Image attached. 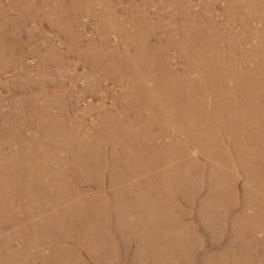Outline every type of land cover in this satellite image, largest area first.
Wrapping results in <instances>:
<instances>
[{
	"label": "bare ground",
	"instance_id": "1",
	"mask_svg": "<svg viewBox=\"0 0 264 264\" xmlns=\"http://www.w3.org/2000/svg\"><path fill=\"white\" fill-rule=\"evenodd\" d=\"M35 1L12 3L24 9V18ZM134 1L44 0L40 16L53 15L52 25L67 37L74 33L72 40H81V33L72 27L75 18L65 22V11L96 17L101 40H85L78 52L91 70L78 97L59 78L44 84L50 50L36 51L37 64L29 66L21 51L26 42L14 43L9 36L0 46V63L6 59L1 70L12 72L0 79L11 94L6 105L0 95V171L21 185L6 189L17 214L6 216L11 231L0 224V241L6 243L0 264H60L67 258L76 264H151V255L152 264H164L159 258L193 264L196 243L187 237L190 241L200 214L213 239L225 233L228 220L237 223L236 235L228 229L234 243L205 253L204 264L216 259L255 264L248 259L264 258L259 249L264 243V15L250 10L264 0H226L218 9L226 20L223 30L203 18L212 15L206 0L201 13L178 0L172 16L157 9L152 17ZM253 20L261 25L252 27ZM234 26L242 39L236 40ZM31 30L27 42L34 37ZM110 32L118 34L116 43L109 42ZM220 44H227L231 55L222 53ZM97 68L100 77L92 72ZM33 70L36 79L29 74ZM38 78L43 82L33 90L30 83L36 85ZM107 82L119 84V90L104 86ZM87 93L100 99L79 109L76 100ZM109 97L110 106L104 100ZM28 163L33 170L26 169ZM235 174L243 179L240 188ZM238 196H249L254 211L242 208L230 219L228 207ZM24 207L34 209L32 214L22 215ZM120 240L121 247L115 245ZM166 241L178 252L160 246Z\"/></svg>",
	"mask_w": 264,
	"mask_h": 264
},
{
	"label": "rangeland",
	"instance_id": "2",
	"mask_svg": "<svg viewBox=\"0 0 264 264\" xmlns=\"http://www.w3.org/2000/svg\"><path fill=\"white\" fill-rule=\"evenodd\" d=\"M125 1H127V0H124V2ZM225 1L226 0H206V4L208 5V3H209L208 7L211 10L212 15H210V16H205L204 15L203 18H206V17L207 18H211L212 22H214V25L219 30H223L222 28H224V24L226 22V20L223 18L222 15H220V13H219L220 11L218 10V9H221L223 6H225L224 5ZM232 1L236 2L237 0H232ZM246 1H248V0H246ZM252 1L256 2L257 0H252ZM43 2H44V0H36L35 3L32 6H28L27 7L29 14L27 13L25 15L26 17H24L25 19L27 18L26 19L27 23H25L23 21L25 19L22 18V14H23V10H24L23 8L14 7L15 4L12 3V0H0V23L2 24V25L0 24V26H2V28L0 27V29H1L0 30V38H1L0 39V44H1L0 46L2 47V44L6 40H9L11 38H14V40L11 39L14 43H18L20 41L26 42L27 44L25 45V47L21 51L25 55V61H26V63L29 66H34V65L37 64L39 56L37 55L36 51L40 50L41 52H45L47 50H50V52H49L50 54L48 53V56L52 57V63L48 62L46 64V65H48V69L46 68V70H44V72L42 71L44 73V75L46 76L45 79L43 80L44 84H50V80L52 78H55V77L59 78L64 83L66 91L70 92V90H71L72 94H74V97H78V95H80V90H82V89H84L86 87L85 75H86V73H88V71H91L90 70V64L86 63L83 60L85 55H83V57H81L79 53L82 52L81 49L85 48V46H84L85 40H87L89 38H94L98 43L101 40V34H98V32L96 30V23H95V22H97L96 17L87 16L85 14L83 15L79 11H76V10H67V11H65V16H64L65 22H66V20H73L75 18V20L72 22V27L76 28L75 29L76 32L81 33L80 34L81 35V37H80L81 40H79L78 37H76V40H72V37H74V33H72L70 35L71 36V40L69 41L70 36L67 37L68 35L63 34L62 31L60 33V30H59L60 27H57V26L55 27V26L52 25V21H53L52 17H53V15L49 14V16H48V18L50 17L49 19L48 18H43V17L40 16V14H41L40 7L43 9L44 3H45V2L44 3ZM64 2L69 3V0H64ZM177 2H178V0H135L132 4L134 6H136L137 8H139L141 11L142 10H144V12L146 11L147 14L152 17L153 12L155 10H157V9H160L161 12L164 15L168 14L169 16H172V14L174 12L176 13V11H177V9H176L177 5H178ZM179 2L182 5H187L189 10H190V12H197V13L199 12V13H201L200 11H201L202 0H181V1L179 0ZM50 3H52V4L55 3V0H54V2H53V0H50ZM125 4L126 3H119V5L122 6V7H124ZM25 5H27V4H25ZM93 6L96 7L97 9H99V6L96 5V4H94ZM213 7H215V9ZM44 8H46V7L44 6ZM254 8L256 10L260 9L261 14L264 15V5H262L260 7H258L256 5V7H251V9L250 8L247 9L245 6L244 7L242 6V12L245 14V13L249 12V9H250L251 13H253L254 12ZM139 9L138 10H134V14H138L140 12ZM39 10H40V12H39ZM18 12H20V13H18ZM68 18H70V19H68ZM50 19H52V20L50 21ZM48 20H49V22H48ZM163 20H164V22H166V20H168V19L165 18ZM181 21H182V19H179L178 17L176 18V22H178V24ZM258 23H259L258 21L254 22V20H253V21L250 22V25L252 27H256V25L259 27V25H261V24L260 23L258 24ZM127 25L128 24L126 23L125 26H127ZM263 26H264V23L262 24V27ZM27 28L28 29H33V31L32 30L31 31H32V34L34 35V37L31 36V38H32L31 42H27V38H28V33H27L28 29ZM260 29H261V26H260ZM232 30L236 34V40L242 39L241 33L237 31V28L235 26H234V28H232ZM161 33L162 32H160V34ZM13 34H15L16 36L13 35ZM215 34L216 33H214V35ZM7 36H8V38H7ZM48 37H49V39H48ZM118 37L119 36H118L117 33L110 32L109 33V42L110 43H116L117 40H118ZM43 38H44V40H43ZM18 39H19V41H18ZM229 40H230L229 37H224L223 42L227 43V42H229ZM48 43L51 44V46H49ZM68 45L71 46L70 47L71 48V50H70L71 53L67 52L68 51ZM249 45H251V43H249ZM33 47L36 48V50H34ZM82 47H84V48H82ZM217 47L226 56L231 55V53H232L229 49H227V47H228L227 44H220V46H217ZM12 49H13V47H12ZM17 50H18V48L16 49V51ZM79 50H80V52H79ZM10 51H11V53L13 52V50H10ZM53 57H55V59H54L55 61L53 60ZM252 61H253V59H252ZM5 62H6V59H4V62H2L3 64L0 63V73H1L0 74V79H3V80H7V79L12 77V72L11 71H6V72L4 71L3 72V70H1L3 65L5 64ZM59 63L60 64L65 63L64 64L65 68H62ZM92 72L97 73L99 77L102 76L101 70L99 68L92 70ZM29 74L34 79L37 78L34 70L31 71ZM46 74H48V75H46ZM49 75H51V76H49ZM69 77H74L75 81L73 80L74 82H72L69 79ZM43 81L39 80V78H38L37 80L34 81L36 85H34L32 83H30V85H32L33 90H36L38 88V86H39V83H41ZM8 85L9 84H7L6 82L0 83V86L3 87V88L0 87V95H2V97L4 98V100H3L4 103L2 102V104H5V105H6V102L9 103V101L11 99L10 90L8 88H4V87H6ZM103 85L110 87L111 89H113V91H116V92L119 90V87H120L119 84L112 83V82H107V83H104ZM49 98L50 97L46 98V100L48 102H51L52 100H50L51 98L50 99ZM99 99H100L99 96H95V95H91L90 93H87L81 100L78 99L76 101H77L79 109H82V108L85 107L86 104H89V103L97 104ZM104 100H105V104L106 105L109 104L108 106H110L112 104V99L110 97L106 98ZM43 103H44V101H43ZM5 105H3V108H4ZM95 115H96L95 111L92 112L90 115L87 116V120L89 122H92L94 120V118H95L94 117ZM0 141H1V139H0ZM191 153L192 154L193 153L196 154L197 153L196 149H192ZM25 166H26L27 170H29L30 168H31V170L34 169V167H32L29 163L26 164ZM26 173H28V172L26 171ZM5 174L6 173H4L2 175V171H0V179H1L0 180V183H1L0 184V188H2V189H0V207L1 208L3 207L2 209L0 208V211H1L0 212V215H1L0 219H2V220H0V224H1V227H2L3 231H7V230L11 231L12 228H9L10 227V223L7 222L8 219L6 218V216L14 214L15 212H16L15 214H17V211H16V209L13 206V202H12L13 201L12 200L13 197L11 196L12 194H11L10 191H8V190L6 191V189L8 188V186L10 184H11L10 188L13 187L12 183H14V182L9 181L7 178H5L6 177ZM234 176H235V178H237L236 179V185H237L238 188H240L241 185L243 184L242 183L243 179L240 178V175H238V174H235ZM4 183H5V185H4ZM14 184H15L14 185L15 186L14 190L17 191L18 188H21V185H19V183H14ZM1 185H3V186L1 187ZM84 187L85 188H90L91 186L90 185H86ZM2 190H3V193H2ZM16 191H14V192H16ZM202 193H200V195H199V200L200 201L205 199V196H203V195L206 193V191H204ZM2 195H4V196H2ZM176 195H177V193H175V196ZM248 198H249V196L248 197L238 196L236 198V202H234V204L231 205L232 207L231 206L228 207V210L231 212L230 216H229L230 219L234 215H237L238 213H240L242 211V208H244L246 210V212H249V213H251V211H254V208L251 207V204L249 203L251 198H249V199ZM260 198L264 201V196L263 197L260 196ZM9 200H10V202H9ZM24 204H26V203L24 202ZM64 204L65 203L62 202L60 204V206H64ZM6 207H8V208H6ZM184 207H186V206H184ZM7 209H10V210L7 211ZM24 209H25V207H24ZM24 209H23L22 215L27 214V211L32 214V211L34 210V209L31 210L30 207H28V209L27 208L25 210ZM194 211H192V213ZM4 214H5V216H3ZM203 218L204 217L202 216V214L198 215L197 219L195 220L196 223H194V229L193 228L191 229V230H194V232L192 233V237H191L190 241H189V237H187L188 243H196L195 244L196 251H195V255H194V259H193V260H195L196 263H193V264H199V263L200 264L201 263L204 264V261L206 263V260H208V259H206V256H205L206 254L205 253H208V252L212 253L213 252V254H215L219 250V248H221L222 245H224L225 243L226 244L227 243H234V240L232 239L231 234L228 232L229 230H231L233 232L234 231L233 229H235V226L237 224V223H234L233 219L227 221L228 226H225L226 227L224 229L225 233H220V234L218 233V236H216V238L213 239L212 238L213 234H211V232H210V227L207 226V224L204 222ZM187 219H188V221L192 220V218H190V217L187 218ZM226 219H228V217ZM236 221H238V220H236ZM63 222H65V220H63ZM2 223H4V224H2ZM5 225H7V226H5ZM189 229L190 228H188V230ZM221 231H222V229H221ZM256 236L258 238H262V231L261 232L259 231ZM0 243H1L0 244V249H4L5 248L4 245L6 243H2L1 241H0ZM121 243H123V242L120 240V242L115 243V245L116 244H120V247H121ZM168 244H169V246L171 248H174V249L176 248L175 250L178 252L177 245H175L174 243H172L173 244L172 245L171 242L169 243V241L161 243L160 246L161 247H163V246L166 247V246H168ZM15 245L17 246V243ZM197 245H199V247H197ZM195 247H194V250H195ZM259 249H260V252L261 251L264 252V243H263L262 247H260ZM155 251H156V249H155ZM47 254H48V251L47 250L44 251V255L47 256ZM197 256H198V258H197ZM202 256H205V257H202ZM149 258H151V260L150 259L149 260H150V263L152 264V261H155V258L152 255ZM214 258H215V256H214ZM254 258H249L248 261L254 262L255 264H264V258L263 257L260 260H259L258 257H254ZM227 259L228 260H226V261H230L229 258H227ZM85 260L88 261V263H91L90 260L87 257L85 258ZM164 260L165 259L159 258L160 263L171 264V263H167L166 260L165 261ZM216 261H218V260L216 259L214 261L215 264H217V263L218 264H224L222 261H220L221 263H219V262L216 263ZM243 261L244 262L247 261L246 258ZM41 262H42L41 260H36L35 264H38V263L41 264ZM59 262H60V264L61 263L62 264H66V263H68V264H76L74 261H71V258H67L66 261L65 260L61 261L60 260ZM235 262L236 261H234V263ZM239 263L241 264V261H239ZM172 264H184V262H182L181 259L180 260H173ZM236 264H237V262H236Z\"/></svg>",
	"mask_w": 264,
	"mask_h": 264
}]
</instances>
